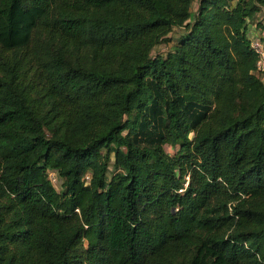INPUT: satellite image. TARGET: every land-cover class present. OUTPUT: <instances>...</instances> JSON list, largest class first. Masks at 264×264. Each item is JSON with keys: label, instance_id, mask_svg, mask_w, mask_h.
<instances>
[{"label": "trees", "instance_id": "1", "mask_svg": "<svg viewBox=\"0 0 264 264\" xmlns=\"http://www.w3.org/2000/svg\"><path fill=\"white\" fill-rule=\"evenodd\" d=\"M257 13L0 0V264H264Z\"/></svg>", "mask_w": 264, "mask_h": 264}, {"label": "rangeland", "instance_id": "2", "mask_svg": "<svg viewBox=\"0 0 264 264\" xmlns=\"http://www.w3.org/2000/svg\"><path fill=\"white\" fill-rule=\"evenodd\" d=\"M195 7H197V2H194L191 9H194ZM258 23H264V13H257L255 15V17L253 19H250L248 21V27L250 26H256ZM256 24V25H255ZM257 27V26H256ZM183 30L181 28H175L168 36L167 39L169 40L166 43H163L159 46H156L152 51H151V55L152 56H156V55H164L167 50L174 45V43L177 42L178 36L179 34L182 32ZM264 82V80H263ZM165 151L170 154V155H174L177 151V148H172L170 146H165ZM49 177L51 176L53 181H51V183L54 185L56 190H60V180L57 178V175L55 174V172L53 171H49L48 172Z\"/></svg>", "mask_w": 264, "mask_h": 264}, {"label": "built area", "instance_id": "3", "mask_svg": "<svg viewBox=\"0 0 264 264\" xmlns=\"http://www.w3.org/2000/svg\"><path fill=\"white\" fill-rule=\"evenodd\" d=\"M248 39L251 50L257 56V61L255 65V74L263 81L264 80V32L258 30L256 26H250L248 28ZM49 179L53 181L51 176L49 177Z\"/></svg>", "mask_w": 264, "mask_h": 264}]
</instances>
